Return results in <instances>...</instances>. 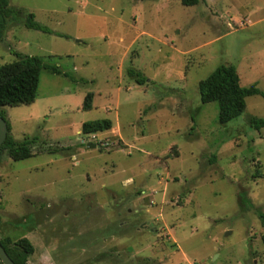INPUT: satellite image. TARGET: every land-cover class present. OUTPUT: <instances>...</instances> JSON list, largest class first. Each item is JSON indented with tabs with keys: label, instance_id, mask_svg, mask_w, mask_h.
I'll use <instances>...</instances> for the list:
<instances>
[{
	"label": "rangeland",
	"instance_id": "1",
	"mask_svg": "<svg viewBox=\"0 0 264 264\" xmlns=\"http://www.w3.org/2000/svg\"><path fill=\"white\" fill-rule=\"evenodd\" d=\"M9 5L21 14L0 65L18 52L61 70H42L31 104L2 107L15 139H35L31 157L0 160V238L31 240L23 264H264V128L246 121L264 118V97L221 123L198 92L220 64L264 91V0ZM30 12L51 31L26 27ZM101 118L112 128L82 132Z\"/></svg>",
	"mask_w": 264,
	"mask_h": 264
},
{
	"label": "trees",
	"instance_id": "2",
	"mask_svg": "<svg viewBox=\"0 0 264 264\" xmlns=\"http://www.w3.org/2000/svg\"><path fill=\"white\" fill-rule=\"evenodd\" d=\"M180 1L184 5H194L200 0ZM20 14L21 12L19 9L9 5V0H0V42L4 39L8 21L12 19V17ZM22 21L26 27L46 32L51 31L47 25L35 19L34 13H28ZM16 54L18 56L16 60L0 65V116L6 120L8 129L7 137L0 147V160L4 153L13 160H22L31 157L34 154L32 145L35 142V139H31L28 136L23 140H17L13 137L10 123L2 107L7 105L31 104L34 102L43 69H47L53 73H61L57 65L45 62L42 56L25 55L18 52H16ZM127 73L139 83H144L146 81V77L140 70L130 68ZM198 92L202 103L213 100L218 102V119L221 123H226L240 116L246 109V98L248 96L259 94L264 97V91L256 84L248 86L241 84L240 75L236 67L232 64L218 65L205 78L199 81ZM93 96V92L87 93L83 102L84 109H90L92 107ZM246 121L250 127L256 130L264 128L263 117L250 115L246 118ZM112 125L113 121L110 118L88 120L82 124V132H104L111 129ZM58 149L60 148L55 147L51 150L57 151ZM239 201L243 209H247V206L254 208L245 190H240ZM1 209L2 204L0 202V210ZM255 210L264 225V211L261 208H255ZM261 237L264 244V232ZM0 242L16 264H23L22 260L25 255L34 251L33 243L26 236L14 239L7 235L0 238ZM0 263L3 264L1 260Z\"/></svg>",
	"mask_w": 264,
	"mask_h": 264
},
{
	"label": "water",
	"instance_id": "3",
	"mask_svg": "<svg viewBox=\"0 0 264 264\" xmlns=\"http://www.w3.org/2000/svg\"><path fill=\"white\" fill-rule=\"evenodd\" d=\"M7 122L6 120L0 116V147L3 144L4 140L7 137ZM88 146L90 147H99V145L89 142ZM0 260L3 264H16L15 261L10 257L7 253L6 249L0 242Z\"/></svg>",
	"mask_w": 264,
	"mask_h": 264
}]
</instances>
